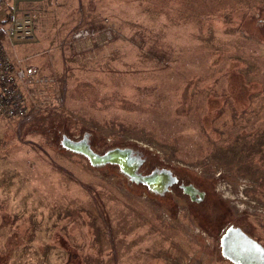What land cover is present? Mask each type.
Masks as SVG:
<instances>
[{"label":"rangeland","instance_id":"1","mask_svg":"<svg viewBox=\"0 0 264 264\" xmlns=\"http://www.w3.org/2000/svg\"><path fill=\"white\" fill-rule=\"evenodd\" d=\"M16 7L37 15L35 35L6 42L8 57L49 82L31 90V122L0 119V264H228L64 136L144 150L232 190L248 201L232 206L238 223L264 244V0Z\"/></svg>","mask_w":264,"mask_h":264},{"label":"flooded vegetation","instance_id":"2","mask_svg":"<svg viewBox=\"0 0 264 264\" xmlns=\"http://www.w3.org/2000/svg\"><path fill=\"white\" fill-rule=\"evenodd\" d=\"M69 138L75 141L86 139L90 147L97 152L90 142L89 135L81 139ZM114 149L129 151L131 164L124 171L118 165L107 164L100 167L116 168V172L129 182L130 187H133L135 194H140L146 201L162 207L167 212L165 216H170L169 220L172 221V217L177 216L185 217L193 223L188 228L208 235L212 240L213 249L218 248L223 261L235 264L222 253V238L231 228L241 229L264 247L259 239L250 235L238 223V218L242 217L233 214L232 206L238 205L239 201L247 205L248 201H243L241 198L239 200L236 195L233 196V200L236 199L234 202L227 200L231 196L227 197L226 194L232 193V190L225 194L221 193L218 187L210 191L201 175L184 166L178 168L144 150H135L128 146L114 147L106 152ZM106 152L97 153L103 155Z\"/></svg>","mask_w":264,"mask_h":264},{"label":"built area","instance_id":"3","mask_svg":"<svg viewBox=\"0 0 264 264\" xmlns=\"http://www.w3.org/2000/svg\"><path fill=\"white\" fill-rule=\"evenodd\" d=\"M25 2L29 0H16ZM7 0H0L2 7ZM36 14H25L11 23H0V117L6 122H17L23 126L31 122L37 110L30 108L31 90L47 84L49 80L38 77L26 70L22 61L14 62L8 57L6 42L29 41L35 35ZM90 31H79L74 34L77 40L93 37Z\"/></svg>","mask_w":264,"mask_h":264},{"label":"water","instance_id":"4","mask_svg":"<svg viewBox=\"0 0 264 264\" xmlns=\"http://www.w3.org/2000/svg\"><path fill=\"white\" fill-rule=\"evenodd\" d=\"M62 147L85 157L92 167L118 165L124 171L131 164L129 151L114 149L103 155L95 152L86 139L63 137ZM222 253L235 264H264V247L241 229L231 228L222 238Z\"/></svg>","mask_w":264,"mask_h":264},{"label":"crops","instance_id":"5","mask_svg":"<svg viewBox=\"0 0 264 264\" xmlns=\"http://www.w3.org/2000/svg\"><path fill=\"white\" fill-rule=\"evenodd\" d=\"M12 1L14 3L13 2H6L2 7H0V23H3L9 19L14 21L15 19L21 18V16H19V15L23 12L19 11L20 8H17L16 6L24 7V4H25L28 7L30 5H33L34 2L38 3V1H41V0H29V1H25V2H18L16 0H12ZM11 22H9V23H11ZM29 72L30 73L32 72V74H33L35 71L29 70ZM0 119H2V118L0 117Z\"/></svg>","mask_w":264,"mask_h":264},{"label":"trees","instance_id":"6","mask_svg":"<svg viewBox=\"0 0 264 264\" xmlns=\"http://www.w3.org/2000/svg\"><path fill=\"white\" fill-rule=\"evenodd\" d=\"M12 20L11 19H9V20H6L5 22H3V23H5V24H7L8 22H11ZM1 36V35H0ZM2 37V36H1ZM3 38V37H2Z\"/></svg>","mask_w":264,"mask_h":264}]
</instances>
